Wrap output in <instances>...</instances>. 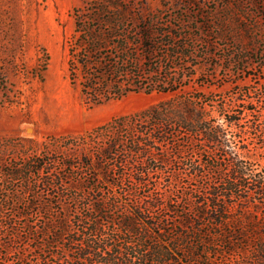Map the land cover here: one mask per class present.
<instances>
[{
    "label": "trees",
    "instance_id": "1",
    "mask_svg": "<svg viewBox=\"0 0 264 264\" xmlns=\"http://www.w3.org/2000/svg\"><path fill=\"white\" fill-rule=\"evenodd\" d=\"M249 3L259 24L264 0ZM74 18L69 79L88 103L173 96L69 137V161L0 156V264H264V110L219 105L216 117L215 101L183 94L176 62L195 47L122 0H91ZM167 166L159 189L152 173ZM186 171L195 188L179 185Z\"/></svg>",
    "mask_w": 264,
    "mask_h": 264
},
{
    "label": "rangeland",
    "instance_id": "2",
    "mask_svg": "<svg viewBox=\"0 0 264 264\" xmlns=\"http://www.w3.org/2000/svg\"><path fill=\"white\" fill-rule=\"evenodd\" d=\"M90 1L0 0L1 157L13 161L34 156L69 161L76 157L65 145L69 137L85 134L115 118L140 113L173 96L142 91L103 105L87 102L81 88L69 79L68 59L75 11ZM249 1L122 0V3L153 19L155 30L173 29L187 35L183 40L195 47L194 58L176 62L186 66L175 70L187 81L183 94L215 101L213 115L218 117L219 105L226 110L233 107L239 111L246 107L264 110L261 64L264 20L260 17L259 24H254L256 6ZM240 6L250 12V18L244 19L243 24L238 18ZM226 12L231 18L223 25L227 28H222ZM210 26L214 36L208 33ZM208 47L212 56L206 54ZM45 53L50 60L44 72ZM226 55L236 56L238 63L230 62ZM244 117L246 124L253 119L249 110ZM259 166L264 168V159ZM169 171L167 166L152 173L159 189L164 187L163 180ZM187 173L181 176L179 185L195 188L198 181L188 178ZM38 191L46 197L42 186Z\"/></svg>",
    "mask_w": 264,
    "mask_h": 264
}]
</instances>
